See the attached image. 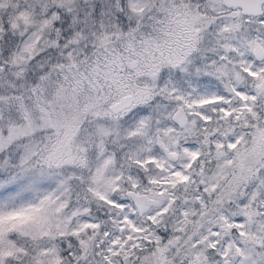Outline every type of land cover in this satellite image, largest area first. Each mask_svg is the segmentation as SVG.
<instances>
[{
	"label": "snow or ice",
	"instance_id": "1",
	"mask_svg": "<svg viewBox=\"0 0 264 264\" xmlns=\"http://www.w3.org/2000/svg\"><path fill=\"white\" fill-rule=\"evenodd\" d=\"M0 264H264V0H0Z\"/></svg>",
	"mask_w": 264,
	"mask_h": 264
}]
</instances>
